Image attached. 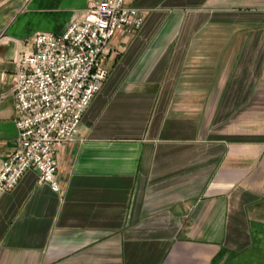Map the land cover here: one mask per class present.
Wrapping results in <instances>:
<instances>
[{
    "label": "crops",
    "instance_id": "obj_1",
    "mask_svg": "<svg viewBox=\"0 0 264 264\" xmlns=\"http://www.w3.org/2000/svg\"><path fill=\"white\" fill-rule=\"evenodd\" d=\"M97 0H0V171L18 51ZM60 190L0 191V264H264V0H127Z\"/></svg>",
    "mask_w": 264,
    "mask_h": 264
},
{
    "label": "built area",
    "instance_id": "obj_2",
    "mask_svg": "<svg viewBox=\"0 0 264 264\" xmlns=\"http://www.w3.org/2000/svg\"><path fill=\"white\" fill-rule=\"evenodd\" d=\"M146 11L127 0H97L62 32L38 31L18 51L14 71L17 146L3 161L0 191L13 190L30 169L55 191L60 146L77 140L82 118L109 76L106 65L117 31L133 33ZM2 38H0V41Z\"/></svg>",
    "mask_w": 264,
    "mask_h": 264
}]
</instances>
